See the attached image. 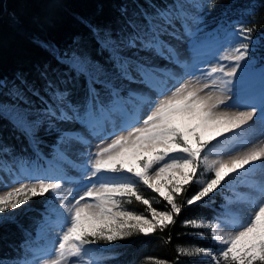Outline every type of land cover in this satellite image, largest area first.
<instances>
[{
	"label": "snow or ice",
	"instance_id": "6c2138e0",
	"mask_svg": "<svg viewBox=\"0 0 264 264\" xmlns=\"http://www.w3.org/2000/svg\"><path fill=\"white\" fill-rule=\"evenodd\" d=\"M205 7L198 0L149 3L150 10L118 29L81 18L98 53H107L103 62L80 40L66 48L41 42L62 70L53 78L42 69L43 89L18 75L11 93L16 102L0 105L34 157L0 148V221L34 198L51 197L35 236L29 233L0 264H95L93 246L164 232L186 207L237 180L255 194L243 222L227 204L212 220L184 219V227L206 229L219 247H179L178 257L264 264V175L255 176L264 170V68L259 97L243 90L257 28L247 21L205 32ZM221 33L230 43L208 63ZM52 134L46 154L43 137ZM134 202L144 211L127 207ZM161 202L163 210L154 206Z\"/></svg>",
	"mask_w": 264,
	"mask_h": 264
},
{
	"label": "trees",
	"instance_id": "16d2710c",
	"mask_svg": "<svg viewBox=\"0 0 264 264\" xmlns=\"http://www.w3.org/2000/svg\"><path fill=\"white\" fill-rule=\"evenodd\" d=\"M152 2L163 6L171 0H7L6 12L0 18V80L6 85L0 88V105L9 106L16 102L11 93L13 85L20 83L16 79L18 75L22 74L30 85L34 83L40 89L45 85L40 76L42 69L49 68V76L53 78L59 76L62 65L57 63L46 46H41V42L66 48L74 40H80L94 59L103 62L107 53H98L91 33L81 23V18L118 29L125 19L135 18L140 12L148 10V5ZM123 9L127 10V16L122 15ZM250 12L254 14L249 15ZM247 21L256 24L257 31L253 34L255 53L258 62L264 64V0H210L205 7V31L212 32L221 26L227 31L233 25ZM221 35L223 36L222 33ZM31 99L35 106H40L35 96ZM43 138L44 144L41 147L48 153L55 134ZM0 148H7L15 155L32 151L29 140L13 126L6 114L0 115ZM187 196L188 193L181 199ZM49 197L50 194L33 200L18 220L0 223V258L16 255L17 247L32 233L26 223L34 215V219L42 217L41 207ZM223 202V192H219L209 204L201 202L191 208L186 207L177 224L164 232L158 231L148 236L134 234L111 250L113 257L108 260V264H142L153 258L166 261L167 264H180L177 249L182 245L196 244L216 249L210 234H206L204 238H189L188 228L183 226V220H212L222 213ZM32 235L34 236L33 233Z\"/></svg>",
	"mask_w": 264,
	"mask_h": 264
},
{
	"label": "rangeland",
	"instance_id": "374dc122",
	"mask_svg": "<svg viewBox=\"0 0 264 264\" xmlns=\"http://www.w3.org/2000/svg\"><path fill=\"white\" fill-rule=\"evenodd\" d=\"M209 1L210 0H198L199 3L205 4L206 6H207V3ZM194 2H197V0H194ZM152 3H154V2H152ZM154 4L157 5L156 2ZM148 10H150V9L148 8ZM204 11H205V8H204ZM204 29H205V27H204ZM205 32H209V31H205ZM229 43H230L229 41H225L223 39V36L220 35L219 43L216 44V46L213 49V52L209 53L206 56V58H205L206 62L215 63L214 56L217 53V51L222 49V48L228 47ZM231 43H234V41H231ZM253 43L256 47V44L254 41H253ZM178 47H181L182 49L184 48L183 45H178ZM255 47L252 49V52L254 53V59L252 60L253 66L248 69L247 74L244 77L243 90L246 93H252V94L256 95L258 98L260 95V92H261V88H262L261 71L260 70H261V68H264V65H262L260 62H258L259 59L257 57V53H255ZM201 68H202V70H206V64H202ZM133 87H135V85H133ZM234 99H235V97H234ZM4 107H7V106H4ZM256 127L259 128L258 123H257ZM13 155H15V154H13ZM16 156L33 157V154H32V151H28L24 155H16ZM209 158L210 159H217L218 157L215 155H212ZM225 158H227V157L225 156ZM0 175H3V174L0 173ZM208 175H210V174L205 173L202 178L207 179ZM262 175H264V170L257 168L256 173H255L256 178H259ZM197 187H198V185H197ZM226 188H227V191H225ZM141 190L148 197L156 196L155 193L151 192L150 190H148L146 188H143L142 186H141ZM219 192H223V198H224V202H223V204H221V211L224 212L225 209L223 206L227 204L228 210L231 212L232 216L235 217L236 219H238L240 222H243V219L246 217L247 212L249 211V207H250L247 203V200L254 198V195H255L253 193V191L250 188H248L247 186H245L244 184H241L239 181H237V182L232 183L231 185H228L227 187H224L222 191H218L217 193H219ZM217 193H213L212 197L209 198L206 202L209 204V202L214 199V197ZM50 197H51V194H50ZM50 197H49V199H50ZM37 198H39V197H37ZM37 198L30 200L27 204H25L21 208L16 209L14 212H9V213L3 214L4 216H10L11 219L0 221V223H5V222L11 221V220H18L20 218L21 214H23L22 212H24L30 206V203ZM49 199L44 203L43 207H41L42 216L45 214V209L49 203ZM229 200H232L233 203L228 204ZM239 203H242V204H239ZM154 206L161 209V210L164 209L163 202H161L159 204H154ZM127 207H129L132 210L138 211V212L144 211V206L142 204H140L139 202H134L132 205H128ZM34 216H32L31 219L26 224H28V226H27L28 230L31 231L35 236V229H36L37 225L40 223L42 217L39 219H36V218L34 219ZM197 219L209 220V219H205V218H197ZM231 230H232L231 228L225 229V231H231ZM196 231H204L205 235L208 234L206 229L188 228L187 234H188L189 238H191V237L201 238V237L193 234ZM130 237L117 240L111 244L101 242L100 244L93 246V254L92 255H93V258L95 259V264H108V260L113 257V253L111 250L114 247L124 243ZM211 240H212V238H211ZM38 242L42 243L43 241H38ZM212 243L215 244L217 246V248L219 247V245H217L213 240H212ZM181 247H185V248L200 247L203 249H207L206 247H201V246L196 245V244H187V245H182ZM213 250L215 251L216 249H213ZM180 259H181L180 264H202V261L207 259V258L180 256ZM157 261H160V260L153 258V259H148L147 261L143 262L142 264H157Z\"/></svg>",
	"mask_w": 264,
	"mask_h": 264
},
{
	"label": "water",
	"instance_id": "95a60500",
	"mask_svg": "<svg viewBox=\"0 0 264 264\" xmlns=\"http://www.w3.org/2000/svg\"><path fill=\"white\" fill-rule=\"evenodd\" d=\"M7 0H0V18L4 16L6 12Z\"/></svg>",
	"mask_w": 264,
	"mask_h": 264
},
{
	"label": "bare ground",
	"instance_id": "6f19581e",
	"mask_svg": "<svg viewBox=\"0 0 264 264\" xmlns=\"http://www.w3.org/2000/svg\"><path fill=\"white\" fill-rule=\"evenodd\" d=\"M160 63H163V61H160ZM239 194V193H238ZM241 198V197H240ZM246 199V198H245ZM239 204H242V203H239ZM241 208V207H240Z\"/></svg>",
	"mask_w": 264,
	"mask_h": 264
}]
</instances>
